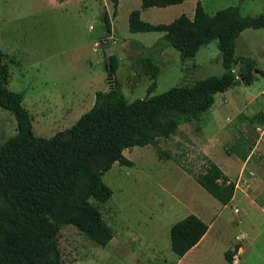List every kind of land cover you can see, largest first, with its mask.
Instances as JSON below:
<instances>
[{
    "label": "rangeland",
    "instance_id": "rangeland-1",
    "mask_svg": "<svg viewBox=\"0 0 264 264\" xmlns=\"http://www.w3.org/2000/svg\"><path fill=\"white\" fill-rule=\"evenodd\" d=\"M199 1L208 15L234 5H239L242 16L264 12V0ZM193 8L194 0L145 9L140 8L139 0H116L112 15L113 0H0V50L8 73L7 88L21 95L33 134L48 138L68 128L88 110L95 92L107 90L115 80L129 102L174 86H188L210 75L219 76L223 69L215 40L182 62L172 48L155 50L159 73L149 93L146 90L151 80L136 65L146 54L139 44L150 46L161 33L129 32L128 13L137 9L142 20L155 24L168 23L180 13L191 14ZM103 12L109 19V33L100 21ZM101 41H110L116 56L111 82L106 79ZM239 55L255 59L257 68L264 72V28H246L239 33L234 56ZM263 92V78L256 74L249 85L235 84L215 94L212 105L197 121L179 125L175 134L160 138L156 147L123 149L131 166L114 162L101 176L111 190L110 197L103 203L90 200L98 207L111 239L98 246L72 225H62L56 238L62 260L66 264H170L167 254L172 256L173 252L167 225L193 209L206 221L218 214L217 246L242 232L248 234L252 225H264V216L261 220L245 200H238L245 192L255 197L264 191V133L256 130L261 125L256 115L263 110ZM217 130L220 135L209 146L216 157L233 153L244 159L258 140L246 164L227 170L234 200L220 214L221 204L195 181L210 161L198 144L204 134ZM14 133L13 116L0 108V142ZM130 232L136 234L134 242V235L124 237ZM138 235L144 245L139 244ZM255 240L260 249L264 230ZM151 248L160 259L151 257Z\"/></svg>",
    "mask_w": 264,
    "mask_h": 264
},
{
    "label": "trees",
    "instance_id": "trees-1",
    "mask_svg": "<svg viewBox=\"0 0 264 264\" xmlns=\"http://www.w3.org/2000/svg\"><path fill=\"white\" fill-rule=\"evenodd\" d=\"M140 8L166 7L182 0H139ZM116 0H113L115 13ZM109 33L106 12L100 18ZM264 28V12L242 16L239 5L226 6L208 15L199 0L193 14L181 13L168 23L152 24L140 18V11L127 16L129 32H159L150 46L139 44L146 54L136 65L155 87L159 73L153 53L174 49L184 61L212 40L220 55L222 73L195 80L188 86L127 101L117 83L96 91L91 106L68 128L48 138L33 134L28 111L21 95L7 88V68L0 50V108L15 120V133L0 142V264H66L57 244L60 227L72 225L98 246H105L111 234L105 227L97 203L111 195L102 174L117 162L131 166L122 150L131 146H157L160 138L177 132L179 125L197 121L210 108L214 95L235 84L249 85L256 74L264 72L249 56H234V41L246 29ZM112 71L117 68L115 54L110 56ZM237 77V78H236ZM258 122L264 123L262 110ZM197 184L219 204L231 198L233 182L211 161L195 176ZM207 225L193 214L175 221L168 231L169 247L182 256L203 234ZM233 250L224 251L230 261Z\"/></svg>",
    "mask_w": 264,
    "mask_h": 264
},
{
    "label": "crops",
    "instance_id": "crops-1",
    "mask_svg": "<svg viewBox=\"0 0 264 264\" xmlns=\"http://www.w3.org/2000/svg\"><path fill=\"white\" fill-rule=\"evenodd\" d=\"M174 5H178V4H174ZM192 14L193 12L191 14H185V15L188 18H191ZM140 18H141V13H140ZM219 132L220 131L217 130L215 133H212L211 135L204 134V140H202L201 144H198V146H199V150L200 149L203 150V154L212 163H214L222 171L224 175L228 177L227 170L230 169V166H241V165L246 164L247 159L250 156V153H252L257 147L258 140L256 144L251 148L249 154L246 155L244 159H240L239 156L233 153L229 155H224V156L220 155L216 157L209 151L210 150L209 146L210 145L213 146L215 144V142L218 139V136L220 135ZM262 153H264V149ZM233 200H234V194H232L230 200L225 205H221V207H219V214L223 212L224 209L227 206H229ZM238 200H245V203L247 204V206H249L251 209H254V212L260 215V219H261V215L264 216V191H261L260 195H256L255 197L252 196V193L247 194L245 192L239 196ZM234 209L236 208H233V212H234ZM189 214H193L197 216L199 219H201L207 225V228L203 232L201 237L182 256L178 257L174 253L172 256L167 254V258H169L170 264H264V240L258 243L260 244V247H259L260 249L257 248V245H256L257 243H255L256 236L260 235L261 231L264 230V225H262V222L260 223V225H252V228L254 229L251 228L248 234L247 232H242L238 235H235L233 240H230L221 246H217L218 241L216 240V236L218 234V229H217L218 226L216 227V222H217V218H219L218 214L214 216L210 221L204 220L202 214H200L198 210H194V209L189 210ZM186 215L188 214L180 216L173 222H169L166 229L169 231V227L175 221L181 219L182 217ZM127 228L128 227H126V229ZM123 231L124 229L122 230V232ZM130 235H134V237H132L133 242H134L135 235H136L134 232L132 233L130 232L124 235L125 239L130 237ZM138 236L140 238L139 244L142 243L144 245L142 237L140 235ZM168 239H169V236H168ZM242 239H245L246 241L242 242L241 241ZM234 244H237L238 247L236 250L232 252L230 261H227L224 258L223 253L226 250L232 251ZM120 245L122 246L123 244H120ZM151 249L154 252L153 256L151 257L156 258V259L159 258V256L158 257L155 256V255H158V252L155 251L154 248H151Z\"/></svg>",
    "mask_w": 264,
    "mask_h": 264
},
{
    "label": "water",
    "instance_id": "water-1",
    "mask_svg": "<svg viewBox=\"0 0 264 264\" xmlns=\"http://www.w3.org/2000/svg\"><path fill=\"white\" fill-rule=\"evenodd\" d=\"M100 45L102 47V55L104 56V69L106 70V79L108 82H111L113 77V71L110 63V56L112 55V47L110 41H101ZM113 86L115 84L113 82Z\"/></svg>",
    "mask_w": 264,
    "mask_h": 264
},
{
    "label": "built area",
    "instance_id": "built-area-1",
    "mask_svg": "<svg viewBox=\"0 0 264 264\" xmlns=\"http://www.w3.org/2000/svg\"><path fill=\"white\" fill-rule=\"evenodd\" d=\"M237 78V77H236ZM262 78H263V81H264V76H262ZM262 95L264 96V92L262 93ZM263 110H262V114L264 115V103H263V108H262ZM256 130L260 133V134H262V133H264V123H261V125L260 126H256ZM251 174V173H250ZM234 211H236V209H234Z\"/></svg>",
    "mask_w": 264,
    "mask_h": 264
}]
</instances>
